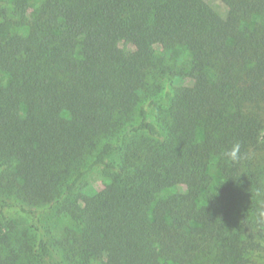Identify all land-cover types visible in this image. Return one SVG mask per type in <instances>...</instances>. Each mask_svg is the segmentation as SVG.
<instances>
[{
    "label": "trees",
    "instance_id": "16d2710c",
    "mask_svg": "<svg viewBox=\"0 0 264 264\" xmlns=\"http://www.w3.org/2000/svg\"><path fill=\"white\" fill-rule=\"evenodd\" d=\"M201 1L0 0V228L47 205L74 227L54 249L33 224L0 264H264V0L219 24Z\"/></svg>",
    "mask_w": 264,
    "mask_h": 264
},
{
    "label": "rangeland",
    "instance_id": "374dc122",
    "mask_svg": "<svg viewBox=\"0 0 264 264\" xmlns=\"http://www.w3.org/2000/svg\"><path fill=\"white\" fill-rule=\"evenodd\" d=\"M38 1L39 0H30L32 4ZM200 8L213 22L217 24L224 20L227 13L226 7L220 0H202ZM254 20L263 24L264 15L255 17ZM158 52L163 56V63L167 67L166 74H164L162 79V90L158 94L162 95L164 91L169 89L168 82L165 77H167V75L171 72H177L182 67H186L189 63V58L187 52L182 48H174L167 52L158 50ZM210 174L212 176L211 187H214L220 182V175L218 174L215 161L211 162ZM105 178L106 174L101 168L94 169L82 180L80 187L77 191H75L76 194L82 201L88 202L95 193L106 192ZM175 191V187L169 186L162 196L164 197L170 195ZM7 216L11 223H2L1 225L3 227L0 228V249L3 250L4 254L7 252V249H10V247L17 248L19 243L18 241L21 239L26 240V242L32 241L31 238L34 235V232L32 231L31 226L33 224L39 227L45 238L50 242L54 249H57L58 243L61 242L65 234L74 228L68 217L58 212L57 206L54 205L40 207L35 220H32L30 217L18 212L16 209H11ZM5 226H7L8 229L5 228ZM3 235H5V239L2 237ZM262 253L263 252L259 251L254 252L250 256L248 264H261ZM23 261L24 260L21 258L17 264H22Z\"/></svg>",
    "mask_w": 264,
    "mask_h": 264
},
{
    "label": "clouds",
    "instance_id": "9594fccd",
    "mask_svg": "<svg viewBox=\"0 0 264 264\" xmlns=\"http://www.w3.org/2000/svg\"><path fill=\"white\" fill-rule=\"evenodd\" d=\"M240 147V144L236 143L232 146L230 150L225 152L224 155L234 162L239 161L242 158L240 155Z\"/></svg>",
    "mask_w": 264,
    "mask_h": 264
}]
</instances>
